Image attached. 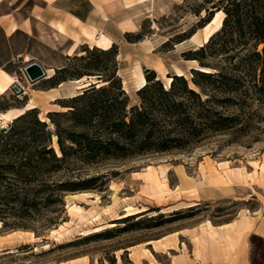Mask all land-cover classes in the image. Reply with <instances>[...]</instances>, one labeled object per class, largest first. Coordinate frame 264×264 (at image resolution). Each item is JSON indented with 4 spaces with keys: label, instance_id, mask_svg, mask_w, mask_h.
Returning <instances> with one entry per match:
<instances>
[{
    "label": "rangeland",
    "instance_id": "rangeland-1",
    "mask_svg": "<svg viewBox=\"0 0 264 264\" xmlns=\"http://www.w3.org/2000/svg\"><path fill=\"white\" fill-rule=\"evenodd\" d=\"M67 2L73 9L89 11L85 0ZM218 2L111 0L102 16L95 15L90 23L94 37H89L90 45L82 47L66 62L37 42L32 43L30 52L16 59L13 75L27 95L11 90L0 96V113L21 109L31 100L38 108L27 112L28 116L21 121L6 122L0 130V134L9 133L0 143V264H133L131 258L137 247H148L150 241L182 230H186L183 234L195 237L196 228L202 223L226 224L246 209L250 213L260 212L264 185V96L222 105L230 106L229 112L239 117L238 123L194 146L126 159L104 158L97 163L68 149L71 155L64 162L57 164L56 169L47 168L54 163L52 156L44 153L45 148L62 156L59 130L53 120L60 124L67 147L72 146L68 135L84 130L72 115L76 104L72 98H63L65 92L59 89L61 79L77 77L80 73L98 76L93 73L95 70L116 67L128 98V111L142 106L138 91L140 72L145 75L146 70H154L165 89L168 79L181 71L194 88L191 71L201 66L198 61L187 59L202 48L203 29L210 23L203 22L204 11L200 16L196 12L200 7L212 8ZM216 14L213 13L211 20ZM103 35L112 40L118 56L115 61L101 57L97 62L99 67L88 69L93 61L86 50L106 51L96 46ZM247 40L239 34L218 37L207 51L206 62L215 67L209 70L243 71L255 67L261 80L264 45L258 47L261 57H257V51L251 49L254 42L251 50L244 49ZM33 59L43 61L47 71L54 70V77L30 83L23 69ZM62 64L68 66L69 71L58 74ZM58 66L60 69L56 68ZM96 76L84 78L91 84L109 85L107 78L99 80ZM76 80L78 78L64 83ZM258 85L261 88L260 82ZM245 88L251 89L253 84ZM55 89L59 90L53 91ZM155 107L161 114L158 102ZM220 111L225 112L223 108ZM55 113L61 116L52 117ZM36 119L45 126L36 124ZM160 121L163 123L157 127V133L179 131L169 119ZM8 137L20 141L5 146ZM148 167L156 172H160V167L170 169L168 185L172 190L156 194L144 181ZM212 171L221 176L232 171V178H241L243 191L232 198L221 199L219 193L209 195L212 199L199 201L191 186L184 185L178 190L181 178L209 180ZM226 184L231 186L232 183H217L211 178L208 185L217 188ZM198 185L202 187L205 183ZM68 187L75 191H65ZM191 204L195 206L189 208ZM71 206L81 209L82 214L71 211ZM112 224L115 225L112 229L86 235ZM253 244L254 263H263V240L255 237Z\"/></svg>",
    "mask_w": 264,
    "mask_h": 264
},
{
    "label": "trees",
    "instance_id": "trees-1",
    "mask_svg": "<svg viewBox=\"0 0 264 264\" xmlns=\"http://www.w3.org/2000/svg\"><path fill=\"white\" fill-rule=\"evenodd\" d=\"M87 6L91 8L89 3ZM73 11L81 18H85L89 12L82 15L79 11ZM203 11L204 23L212 21L214 12H223L225 14L223 26L210 39L207 46L191 53L187 60L198 61L202 69L215 68L206 62L207 51L212 48L218 37H233L235 34L248 38L243 44L244 49H255L257 51L255 55L261 57L258 47L264 45V0H219L212 8L200 7V11L196 14L200 16ZM253 42L254 46L250 49ZM115 49L116 46L106 51L86 50L92 58L89 56V59L93 61L87 66L88 69L99 67L97 62L101 57H110L115 61L118 56ZM262 54H264V48ZM81 59L85 58L81 56ZM68 71L69 67L64 66L58 70V74ZM191 72L194 88L185 76L176 75L171 77L170 87L164 89L160 80H157V73L154 70H146L145 77L148 84L139 91L142 106L132 108L131 111H128V98L118 79L116 67L95 70L93 73H98V76L80 73L77 77L61 79L59 85L74 78L81 80L85 76H96L99 80L107 78L109 85L90 84L81 95L72 98L73 103L76 104L72 115L77 120V124L84 128L83 131L68 135L72 146L65 145L67 138L60 124L53 120L59 130L62 156L58 157L53 149L45 148L44 153L51 155L54 163L47 168L56 169L57 164L64 162L71 155L68 149L74 151V154L84 155L88 161L97 163L104 158L126 159L134 155L166 153L194 146L234 128L238 123L239 117L229 112L230 106L222 105H232L253 97L264 96V70L259 80L258 70L255 67L243 71L230 69L218 72L212 70L209 72L192 70ZM259 82L261 88H259ZM249 83L253 84V88L246 89ZM157 102L161 108L159 110L161 114L156 112L155 103ZM78 103L83 105L77 106ZM220 108H223L225 112L220 111ZM26 116H28L27 113L16 120L21 121ZM51 116L58 117L61 114L55 113ZM160 119L164 121L169 119L179 131L168 133L163 130L157 133V127L163 123ZM35 123L45 126L37 119ZM8 134H0V143ZM13 141L20 140L8 137L4 145H11ZM64 190L75 191L73 187ZM6 226L5 224L4 227Z\"/></svg>",
    "mask_w": 264,
    "mask_h": 264
},
{
    "label": "crops",
    "instance_id": "crops-1",
    "mask_svg": "<svg viewBox=\"0 0 264 264\" xmlns=\"http://www.w3.org/2000/svg\"><path fill=\"white\" fill-rule=\"evenodd\" d=\"M85 1L91 6L87 15L86 12L71 8L67 0H0V70L13 75L16 72V59L30 52L34 42L49 49L65 62L82 47L89 46L87 33L93 32L90 23L93 22L95 15L102 16L103 9L111 5V0ZM73 10L85 14L86 17H79ZM33 61L45 66V63L39 59L27 63ZM186 180L181 178L179 187L182 188L184 185L196 187L199 201L212 199L209 195L218 196L219 193L222 194L221 199L232 198L244 188L243 183L239 182L241 178H231V186L226 184L217 188L208 185L211 178L209 180L186 178ZM199 183L205 185L201 187ZM261 188L263 205L259 213H250L246 209L229 223L221 225L211 223L213 230L208 228L207 231L209 230L213 236H210V233L203 234L202 227H206L208 222L200 224L196 228L195 237L204 238L203 242L200 240L201 243L198 244L194 241V236L183 234L186 230L160 240L150 241L157 243L158 246L166 242L170 245L163 250L155 248L154 244H149L145 248L152 253L150 257L144 254L142 245L138 246L135 251L139 256L132 255L134 258H131V262L133 264H255L253 238L259 237L264 242V185ZM176 234L179 238L175 240ZM260 264H264V261Z\"/></svg>",
    "mask_w": 264,
    "mask_h": 264
},
{
    "label": "bare ground",
    "instance_id": "bare-ground-1",
    "mask_svg": "<svg viewBox=\"0 0 264 264\" xmlns=\"http://www.w3.org/2000/svg\"><path fill=\"white\" fill-rule=\"evenodd\" d=\"M224 19H225V14L221 11L217 12L216 16L212 19V21L203 29L204 35H203L202 44L200 45V47H203L204 45H206L210 41V39L217 32H219L221 30V28L223 26ZM87 35L91 38H94L93 34L87 33ZM194 38H195V36L192 39H194ZM96 42H97L96 46L98 48L103 49V50L111 49L113 44H114L112 42V40H110L108 37H106L104 35L101 36ZM198 69L201 71L209 72V70H207V69H202V68H198ZM47 72H48V78L54 77V74H55L54 70H50ZM176 74L178 76H184V74L181 71H178V73H176ZM171 83H172V78H169L166 87L169 88ZM17 84H19L21 86V88L24 89L25 93L23 95H27L26 89L20 84L18 78L15 75H11V74L3 71V70H0V96L6 95L9 91L12 90L13 86L17 85ZM90 84H91L90 81L85 80V78H83L81 80L70 81L68 83H62L59 86V89H61V91L65 92V96L63 97L64 99H70V98H74L78 95H81L83 93V91L90 86ZM147 84H148V82L146 80L145 75L143 74V72H140L139 73L138 91L145 88ZM99 86H102V85H99ZM59 89H55L53 91H57ZM52 100H55V98H53ZM37 108H38V105L36 103H34L33 100H31L25 107H23L21 109H11V110H8L4 113H0V130L6 122L16 120V119L22 117L23 115H25L27 112L34 110V109H37ZM43 121L48 122V119H43ZM160 169H161L160 172H156L152 167H148L146 174H145L146 177L144 178V181L146 182V184H148L152 188V190L155 191L156 194H163L165 191L172 190L168 185V173H169L170 169L161 168V167H160ZM226 171H228V170H226ZM209 176L212 178V181H214V182L226 183V182L231 180V178L234 176V173L232 171H230V172H227L225 176H221L220 174L212 171ZM183 179L185 181H187L186 178H183ZM191 187H192V192L195 193V195H196L198 192L197 188L194 186H191ZM178 190H180V187H178ZM83 195L86 197L90 196V194H83ZM193 206H195V204H191L189 206V208H191ZM74 210L78 211L79 214H82L81 209H78L76 206H73V207L71 206V211H74ZM129 216H131V215H129ZM121 218H125V217H121ZM114 227H115L114 224L109 225V227H99V228L95 229L94 231L89 232L86 235L89 236V235H92L95 233L102 232V231L107 230V229H112ZM208 228L210 230H213L210 222L207 223L206 227H202L203 234L209 235V233H210V236H213L209 230H208L209 232L207 231ZM56 232H59V231H53V233H56ZM174 238L176 240L178 238V234H176L174 236ZM203 238L195 237L194 241L198 244V243H201L200 240H202V242H203ZM147 244L148 245L154 244L155 248L163 249V250H166L167 246L170 245V244H167V242L166 243H160L159 246L155 242L154 243L148 242ZM144 254L146 256H149V257L152 256V253L147 248H144ZM132 255L138 257L139 253H137L135 251V253Z\"/></svg>",
    "mask_w": 264,
    "mask_h": 264
},
{
    "label": "water",
    "instance_id": "water-1",
    "mask_svg": "<svg viewBox=\"0 0 264 264\" xmlns=\"http://www.w3.org/2000/svg\"><path fill=\"white\" fill-rule=\"evenodd\" d=\"M198 70V69H197ZM27 79L30 83H36L42 79H48V72L44 68V66L37 62L33 61L26 65V67L23 69ZM12 90L19 95H23L25 93L24 89L21 88L19 84L14 85Z\"/></svg>",
    "mask_w": 264,
    "mask_h": 264
}]
</instances>
